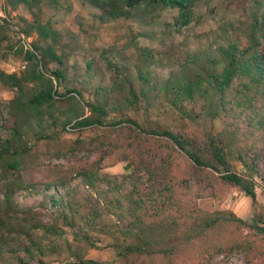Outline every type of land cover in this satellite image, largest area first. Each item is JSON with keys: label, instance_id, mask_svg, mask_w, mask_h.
<instances>
[{"label": "trees", "instance_id": "1", "mask_svg": "<svg viewBox=\"0 0 264 264\" xmlns=\"http://www.w3.org/2000/svg\"><path fill=\"white\" fill-rule=\"evenodd\" d=\"M0 1V63L10 56L26 63L21 73L0 66V85L16 93L0 126L7 132L0 138V264H103L88 255L107 249L123 264H215L232 254L264 264V237L247 221L201 206L231 190L256 205V190L264 191V11L251 14L245 44L228 23L199 49H189L188 34L175 48L157 50L139 40L188 32L199 24L201 0H81L102 25L141 26L123 47L134 49L132 60L103 49L68 78L72 49L51 18L43 19L46 7L61 10L60 0ZM166 11L176 14L164 31L150 29ZM13 35L20 40L12 43ZM204 116L222 129L197 133ZM70 127L98 133L59 142ZM114 155L134 168L122 181L102 168ZM54 158L67 166L46 163ZM73 175L84 189L73 186ZM27 190L42 195L38 209L16 201Z\"/></svg>", "mask_w": 264, "mask_h": 264}, {"label": "rangeland", "instance_id": "2", "mask_svg": "<svg viewBox=\"0 0 264 264\" xmlns=\"http://www.w3.org/2000/svg\"><path fill=\"white\" fill-rule=\"evenodd\" d=\"M62 8L56 13L52 8L46 7L43 19L46 21L51 18L54 27L62 33L61 44L69 46L68 49L70 56L67 64L69 65L68 78L72 77L74 67H85V56L97 57L101 54L103 49H110L112 47L121 51L120 60H132L135 57L134 49L123 47L131 41L133 38V30H138L141 23L125 20H119L116 22L108 23L105 25L96 21V15H98L88 5H83L81 0H60ZM264 11V0H201L196 8V20L194 25L185 32L183 35H169L164 31V24L171 23L176 12L166 11L163 13L155 23L152 22L149 27L153 31L163 32L161 38L153 41H147L141 38L139 43L141 46H147L152 49L163 50L166 48H175L179 43L184 41L185 36H188L189 49L196 50L201 46H204L210 42V38H213L216 33H220V27L223 24H234L238 30L234 35L245 44L247 42L243 30L247 28V24L250 21L251 14L254 11ZM3 4L0 1V14H3ZM20 15L26 16L28 19H32L28 12L20 10ZM13 17L17 16V13H12ZM16 31V28H13ZM13 34V33H12ZM12 43L20 40L19 35H13ZM31 41V40H30ZM162 42V43H161ZM81 46L80 49H74L77 44ZM9 45L5 43L4 46ZM66 46V47H67ZM123 50V51H122ZM66 64V65H67ZM23 65H26L22 60L15 56H10L6 60L0 63L3 70L8 73H12V69H16V72L21 73ZM55 67V64H51L50 68ZM78 69V68H77ZM83 72V71H81ZM80 88V85H77ZM60 93L65 91L64 86L58 88ZM16 96L15 90L0 85V126H2V116H5L7 111L5 106L8 102L14 99ZM88 97V95H85ZM2 112V113H1ZM134 116L138 117L133 113ZM197 133L205 135L206 133H217L222 129V124L218 120H213L208 116H204L200 122L194 126ZM96 129L77 130L71 127L64 133H60L59 142L72 143L77 139L90 140L97 135ZM7 137L6 131H0V138ZM25 142L29 147L35 145L31 138L25 139ZM38 148L44 150L45 146L40 143ZM80 158H89L95 160L98 158L97 154L85 156L83 153L78 155ZM46 163L52 165H65L67 162L62 159L47 160ZM238 171L242 168L237 165ZM104 172L110 175H116L119 177V181L123 180V176L132 173L134 170L130 162L118 161L116 155L111 158H107L103 162ZM42 173L37 172V180L41 178ZM26 181H29L30 176L25 175ZM73 186L84 189L81 185V179H77L76 175L71 176ZM257 204L253 205L251 199L241 193L239 190H231L226 197L221 201L203 200L201 206L204 209L209 210H232L239 217L244 219L250 225V232H254L264 237V191L259 187L257 190ZM16 201L22 208H35L40 207V203L43 200L42 195L36 194L33 190L18 192L15 196ZM260 229V230H257ZM67 237L70 238L71 234L68 231ZM89 259L101 262L103 264H123L122 259L114 253L113 250H93L88 255ZM245 257L240 254H232L230 256L220 255L214 260L215 264H244ZM57 264V263H56Z\"/></svg>", "mask_w": 264, "mask_h": 264}, {"label": "built area", "instance_id": "3", "mask_svg": "<svg viewBox=\"0 0 264 264\" xmlns=\"http://www.w3.org/2000/svg\"><path fill=\"white\" fill-rule=\"evenodd\" d=\"M31 39H29V41H30ZM26 67V65H23V68H25ZM12 73L13 72H16V69H12V71H11Z\"/></svg>", "mask_w": 264, "mask_h": 264}]
</instances>
